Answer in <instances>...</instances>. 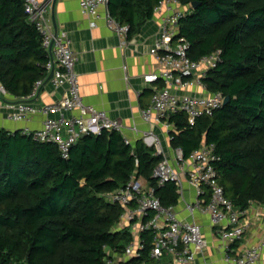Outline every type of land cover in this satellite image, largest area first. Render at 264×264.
Masks as SVG:
<instances>
[{
  "label": "trees",
  "instance_id": "trees-1",
  "mask_svg": "<svg viewBox=\"0 0 264 264\" xmlns=\"http://www.w3.org/2000/svg\"><path fill=\"white\" fill-rule=\"evenodd\" d=\"M197 1V6H194ZM161 0H110L111 14L139 32ZM189 7L179 20L188 54L199 59L218 49L221 60L204 82L210 92L230 95L212 115L194 124L186 112L172 114L171 144L189 156L214 143L220 183L236 207L264 203V0H181ZM49 59L24 0H0V82L21 100L47 74ZM163 86V83H159ZM162 155L143 140L128 143L104 129L80 137L64 157L53 142L24 130L0 128V264H106L107 247L124 250L129 229L118 230L122 206L106 194L133 174L145 178L166 205H176L175 182L158 184L154 169ZM135 264H156L153 234Z\"/></svg>",
  "mask_w": 264,
  "mask_h": 264
},
{
  "label": "built area",
  "instance_id": "built-area-1",
  "mask_svg": "<svg viewBox=\"0 0 264 264\" xmlns=\"http://www.w3.org/2000/svg\"><path fill=\"white\" fill-rule=\"evenodd\" d=\"M110 0H81L82 11L90 17L100 16V8L106 6V20L109 27L121 35H128L129 25L122 24L109 10ZM30 21L34 22L43 37V45L48 52L47 74L37 80L28 97L11 103L10 118L21 120L32 113L42 111L49 116L38 129H25L34 139L56 143L64 157H69L72 146L82 134H98L102 130H115L124 135L125 124L113 118L105 109L85 103L80 90L79 74L76 70L77 57L71 40L64 30L54 28L49 10L40 0H24ZM189 7L181 0H161L155 13L161 15L160 27L155 41V55L159 67L147 73V82H157L151 103L142 108L143 119L151 124H162L169 131L174 125L168 118L178 112H186L189 122L194 124L202 115H212L224 105L222 92H210L204 82L209 70L221 60L218 49L199 59L188 54L189 41L180 35L179 20L186 15ZM53 71L52 80L56 86L68 83L64 97L55 103L44 104L40 109L28 98L39 94L48 76ZM162 82L163 86L159 83ZM193 87L205 88L206 93L191 92ZM3 90L4 87L1 86ZM134 129H139L135 126ZM128 143L132 141L124 135ZM144 140L155 147L162 159L154 169L158 184L173 181L178 186L180 198L184 197L185 182L195 191V197L188 200L186 209L191 214L208 213L225 247L227 264H264L262 245L237 251L235 245L246 234L247 209L236 207L220 183L216 163L221 156L214 143L203 142L189 156L181 147H172L171 154L165 150L162 140L153 131L144 132ZM133 144V143H132ZM112 203L122 206L118 230L129 229L132 241L124 250L107 247L106 264H135L132 259L141 255L145 247L143 233L153 234L150 255L156 264H196L198 254L208 246L203 227L197 221H188L180 216L175 205H166L156 194V189L145 178L133 174L123 186L106 194ZM264 226V222H263ZM170 256L168 262L166 257Z\"/></svg>",
  "mask_w": 264,
  "mask_h": 264
},
{
  "label": "crops",
  "instance_id": "crops-1",
  "mask_svg": "<svg viewBox=\"0 0 264 264\" xmlns=\"http://www.w3.org/2000/svg\"><path fill=\"white\" fill-rule=\"evenodd\" d=\"M48 7L53 21L55 13L57 27L67 32L77 57L76 70L80 79L81 95L85 103L105 109L126 126L124 135L133 144L144 140L145 131L158 135L165 150L171 154L170 131L162 124H151L142 117V108L151 103L157 82H147L144 75L155 72L158 60L155 55V41L158 35L161 15L155 13L142 29L133 36L121 35L109 27L106 20V6L100 8V16L93 18L81 8V0H40ZM0 82V128L11 131L38 129L49 116L42 111L32 113L28 118H10V104L19 101L17 97L1 88ZM68 88V83L56 86L51 78L46 80L38 95L28 98L40 109L44 104L60 101ZM206 93L205 88L193 87L191 92ZM139 130L136 131L134 127ZM184 197L175 205L180 216L188 221H197L203 227L208 240L207 248L198 254L196 264H227L225 247L208 213L191 215L186 203L195 197L194 188L185 182ZM247 230L244 239L235 245L237 251L262 245L264 260V203L253 201L245 214ZM167 262L170 256L165 259Z\"/></svg>",
  "mask_w": 264,
  "mask_h": 264
},
{
  "label": "water",
  "instance_id": "water-1",
  "mask_svg": "<svg viewBox=\"0 0 264 264\" xmlns=\"http://www.w3.org/2000/svg\"><path fill=\"white\" fill-rule=\"evenodd\" d=\"M55 2H56V0H54V3ZM197 4H198V2L197 1H194L193 5L194 6H197ZM53 21H54V24H55V28L57 30L58 27H57V21H56V17H55L54 11H53ZM52 76H53V71L50 73L49 78H52ZM229 100H230V95H226L225 96V100H224V104H227L229 102ZM84 136H85V134H82L81 137H84Z\"/></svg>",
  "mask_w": 264,
  "mask_h": 264
}]
</instances>
